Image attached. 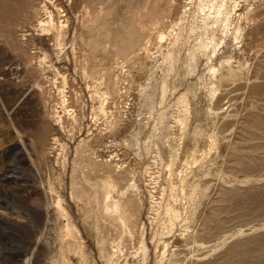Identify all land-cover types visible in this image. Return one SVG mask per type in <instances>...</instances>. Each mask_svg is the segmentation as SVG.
I'll list each match as a JSON object with an SVG mask.
<instances>
[{"label": "rangeland", "instance_id": "374dc122", "mask_svg": "<svg viewBox=\"0 0 264 264\" xmlns=\"http://www.w3.org/2000/svg\"><path fill=\"white\" fill-rule=\"evenodd\" d=\"M170 255L264 264V0H0V264Z\"/></svg>", "mask_w": 264, "mask_h": 264}, {"label": "bare ground", "instance_id": "6f19581e", "mask_svg": "<svg viewBox=\"0 0 264 264\" xmlns=\"http://www.w3.org/2000/svg\"><path fill=\"white\" fill-rule=\"evenodd\" d=\"M90 187L92 189V192H91L92 193V201L91 202L94 203L95 210L98 211L99 214L101 213L100 218H102L103 220H107L108 218H110L111 221L113 222V224H116L115 226H117L121 229L120 231H122V232L128 231L129 230L128 227L130 225L131 220H130V215L127 212V209H126L124 204L118 202L117 204L114 205V208H113L114 211H112V209H109V211L111 210V213L107 214L108 208H111L110 207V198L113 197L114 190L116 188V182H115L114 178L112 177L111 173L107 172L104 175V177H102V179H100L98 181H94ZM56 206H57L58 214L63 215L64 211H63V208H61V203H60L59 199H57V201H56ZM176 214H175V212L172 214V219H173V215H176ZM176 216H178V215H176ZM176 216H174V217H176ZM130 232H131V230H130ZM173 255L176 256V254H173ZM173 255H170V258L168 260V264H175L176 263L175 257Z\"/></svg>", "mask_w": 264, "mask_h": 264}]
</instances>
